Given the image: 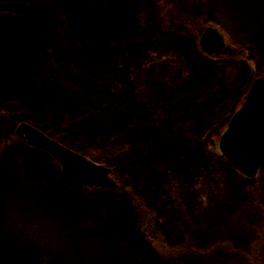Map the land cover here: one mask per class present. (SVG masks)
I'll return each instance as SVG.
<instances>
[{"label":"rangeland","instance_id":"374dc122","mask_svg":"<svg viewBox=\"0 0 264 264\" xmlns=\"http://www.w3.org/2000/svg\"><path fill=\"white\" fill-rule=\"evenodd\" d=\"M118 6L129 15L132 47L112 60L117 78L100 84V100L74 94L76 70L85 64L63 53L65 43L74 42L58 23L47 37L55 41L54 53L46 46L51 55L19 51L25 54L19 55V97L0 87V103L19 112L12 125L0 111V237L7 240L3 249L12 248L4 249L6 264L262 261L264 173L244 179L223 158L219 143L251 84L264 77V0H118ZM210 27L227 46L213 57L200 47ZM5 54L0 57L10 63ZM74 111L126 130L136 145L116 159L119 166L129 164L115 174L122 185L111 204L123 208L118 218L102 204L111 194L74 191L55 175L52 158L14 157L10 151L21 144L16 132L22 123L76 152V146L95 153L115 149L113 138L100 143L115 132H97L100 140L75 130ZM62 196L97 209L88 220L90 240L83 237L88 233L60 227L58 215L44 208ZM122 230L132 235L130 242ZM108 242L120 246L114 254Z\"/></svg>","mask_w":264,"mask_h":264},{"label":"trees","instance_id":"16d2710c","mask_svg":"<svg viewBox=\"0 0 264 264\" xmlns=\"http://www.w3.org/2000/svg\"><path fill=\"white\" fill-rule=\"evenodd\" d=\"M15 3L19 4V7ZM129 20L130 18L126 11L118 6V0H0V54L7 53L5 56L8 57L9 55L11 57L10 63H8L6 58L0 57V73L4 74L0 76V87L5 86L4 92L6 91L11 95L19 97L17 94L20 89L18 77L21 71V62L19 61L21 57L19 55L24 54L20 53V50L22 49L26 54L33 51L32 54H36L37 56L44 51V56L46 54L48 56L51 53L47 52L46 47H52L51 49L54 53L56 51V47L54 46L55 41L51 43L49 42L50 38L47 37L53 35L52 27L58 23L62 26L63 33H69L70 38L74 42V46L65 43L67 50L65 49L63 53H66L73 59L77 58L84 61L85 64L80 72L79 69L76 70L80 79L75 80L76 87L73 88L74 94L77 93L78 95L75 94L76 96L83 97L84 99L100 100V84L112 83L117 78L116 71L111 69L112 60L118 58L132 47V43L127 35V29L130 25ZM41 38H43L42 44L40 43ZM63 41L65 42V40ZM43 47L44 49L42 50ZM5 107L3 103H0V111L8 114L7 117L12 122V125L15 124L19 112H11ZM72 114H74V120L72 122L75 130L88 132V136L93 135L100 140L103 138L97 132L112 131L115 133L112 136L109 135L107 140L100 143L107 142L112 138L117 140L118 143L116 145L114 144V150L108 152L96 150L97 153L86 150L84 147H78L76 146V142L65 138L68 144L76 146L77 151H81L82 154L94 156L95 159H92L93 161L112 168L114 170V176H116L115 174L121 175V171H126L127 168L129 169V164L119 166L116 163V159L120 158L124 153L123 156H125L128 149L132 152L137 150L134 141L126 134V130L120 128L111 130L92 120L89 116L75 113V111ZM180 121L181 119L179 121L176 120L177 123ZM61 126L64 130L65 125L61 124ZM122 132H125L123 137L116 136L117 133L122 134ZM10 151L14 157L34 158L36 155L49 157L21 144H16ZM129 158L134 160L136 154L133 153ZM52 165L54 163H51ZM38 168L40 169V166ZM54 169L57 171L55 175L68 187H72L62 177L59 166L56 165ZM37 177L39 178V172H37ZM121 188L122 185L120 184L119 190L109 192L111 194V201L102 200V204L110 208V214L115 215L117 218L121 215V209L123 208L114 207L111 204L118 202ZM73 190L82 193L86 192L90 197H93L95 192H102L92 188H74ZM44 208L48 212L52 211L58 215V217L54 216L58 219L60 227L88 233L90 235L83 237L90 240L93 232L89 230L90 222L88 220H92L94 212L97 210L96 208L90 207V204L83 203L79 200L77 203H74L72 200L66 199L65 196L59 199H50L44 205ZM126 227H130L129 223H127ZM123 233L130 242L128 236L132 235L129 233L126 234L125 231ZM120 239L124 238L120 237ZM260 241L261 237L258 240L259 244ZM6 242L7 240L5 238L0 237V264L8 263V254L4 252V249L12 251V248L3 249V245ZM107 244L109 245V249H112L111 252H114V249L120 247L116 243L108 242ZM137 248L139 249V246ZM249 264H264V247L262 250V261L254 260Z\"/></svg>","mask_w":264,"mask_h":264},{"label":"water","instance_id":"95a60500","mask_svg":"<svg viewBox=\"0 0 264 264\" xmlns=\"http://www.w3.org/2000/svg\"><path fill=\"white\" fill-rule=\"evenodd\" d=\"M200 45L209 56L226 48L224 38L212 27L205 29ZM17 136L29 147L51 155L60 164L63 177L73 186L118 188L111 177L112 170L66 149L36 128L23 124L17 129ZM220 151L240 174L249 179H255L260 171H264V77L252 84L242 109L231 119L221 139Z\"/></svg>","mask_w":264,"mask_h":264}]
</instances>
